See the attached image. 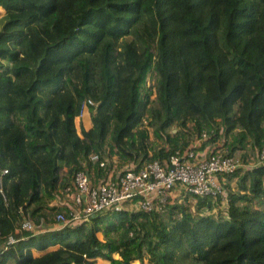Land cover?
I'll list each match as a JSON object with an SVG mask.
<instances>
[{
  "label": "trees",
  "instance_id": "obj_1",
  "mask_svg": "<svg viewBox=\"0 0 264 264\" xmlns=\"http://www.w3.org/2000/svg\"><path fill=\"white\" fill-rule=\"evenodd\" d=\"M0 8V264H264V162L218 174L215 195L175 185L150 211L132 199L47 228L67 213L77 170L95 184L109 170L137 171L219 141L207 154L257 160L264 0H0ZM86 100L90 126L78 133ZM151 137L166 146L154 150ZM104 155L117 166H99ZM26 220L35 230L21 227Z\"/></svg>",
  "mask_w": 264,
  "mask_h": 264
},
{
  "label": "built area",
  "instance_id": "obj_2",
  "mask_svg": "<svg viewBox=\"0 0 264 264\" xmlns=\"http://www.w3.org/2000/svg\"><path fill=\"white\" fill-rule=\"evenodd\" d=\"M89 104H92L90 100L82 103L78 117L81 116L83 108H88ZM205 136L204 132L200 134L201 138ZM89 161H97V155H91ZM262 162H264V150L257 153V160L254 163L244 164L236 157L221 152L200 158L193 149H187L182 153L177 150L169 153L162 162L158 159L147 162L137 171L109 170L105 178H99L95 184L90 181L84 170H77L73 173L72 205L67 208L66 214L55 215L54 229L107 210L126 209V202L132 199H135L134 208L150 211L155 208V204L163 200L162 195L165 194L166 189L175 185L201 197L215 195L221 192L217 181L218 174ZM98 164L104 166L105 161L100 160ZM6 173L7 169L0 165V176ZM155 199L157 202L154 201ZM21 227L33 230L36 228L30 220L23 221ZM13 242L12 238H8L4 247Z\"/></svg>",
  "mask_w": 264,
  "mask_h": 264
},
{
  "label": "rangeland",
  "instance_id": "obj_3",
  "mask_svg": "<svg viewBox=\"0 0 264 264\" xmlns=\"http://www.w3.org/2000/svg\"><path fill=\"white\" fill-rule=\"evenodd\" d=\"M2 15H3V10H2V8H0V20H1V17H2ZM152 81H154L153 79H152ZM80 118V120L81 121H77V119L75 118L74 119V121L76 120V122L78 123V125L76 126L75 125V127H76V130L78 131V133H79V128H80V126H82V127H84L85 128V126H87V124H89L90 123V108L88 107L87 109H85V108H83V110H82V114H81V116L79 117ZM85 124V125H84ZM151 142H152V145H153V149L155 150V149H158V148H161L162 146H166L165 145V143H164V141L163 140H160V139H152V137H151ZM218 143H221V141H219ZM256 154V153H255ZM105 156V155H104ZM236 156V158H238V155L236 154L235 155ZM249 157H252V158H254L255 156H249ZM114 158V157H113ZM113 158L111 157V158H108V157H104L103 159H104V161L105 162H108V164H110V162L112 161V164L113 165H115V167L117 166V160H116V158H114V161H113ZM240 162V161H239ZM252 162H254V161H251V162H249L248 164H251ZM242 163V162H241ZM113 168V167H112ZM173 196L174 197H176V196H178V193L177 192H173ZM68 201H70V199H67ZM188 202H192V200H189L188 199ZM69 204H70V206L72 205V203L71 202H69ZM103 261V260H102ZM131 264H136V263H131Z\"/></svg>",
  "mask_w": 264,
  "mask_h": 264
},
{
  "label": "crops",
  "instance_id": "obj_4",
  "mask_svg": "<svg viewBox=\"0 0 264 264\" xmlns=\"http://www.w3.org/2000/svg\"><path fill=\"white\" fill-rule=\"evenodd\" d=\"M85 109H87V108H85ZM76 119H77V121L79 120V121H81L80 120V118L77 116L76 117ZM75 125L77 126L78 125V123L76 122V120H75ZM85 125V124H84ZM90 126V123L89 124H87V126H85V128H87V127H89ZM217 146H220V144L219 143H217V144H215V145H211V144H208V145H206V146H204L202 149L200 148V149H196V150H194L195 151V154L197 155V156H199L200 158H202V157H204V156H206L207 155V151H212L215 147H217ZM209 154V153H208ZM59 165L60 166H62L63 164H62V162H60L59 163ZM63 167V166H62ZM93 175V174H92ZM98 179V178H97ZM68 199H70L69 197H68ZM70 202V201H69ZM69 202L68 201H64L63 202V204L66 206V207H69L70 206V204H69ZM56 226L55 225H53V226H49V227H47V228H49V229H53V228H55ZM42 230H44V228H42V229H40V228H38L37 230H36V232H39V231H42ZM32 254H36V252L35 251H32ZM96 263H98V264H103V263H105V261H102L101 259H97L96 260Z\"/></svg>",
  "mask_w": 264,
  "mask_h": 264
}]
</instances>
